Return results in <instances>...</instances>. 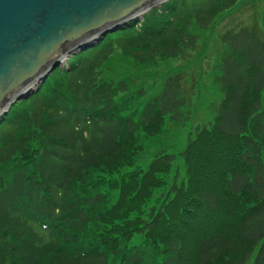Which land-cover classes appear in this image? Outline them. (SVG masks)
<instances>
[{"label": "trees", "instance_id": "trees-1", "mask_svg": "<svg viewBox=\"0 0 264 264\" xmlns=\"http://www.w3.org/2000/svg\"><path fill=\"white\" fill-rule=\"evenodd\" d=\"M236 1L164 2L76 52L10 107L0 120V264H264V34L256 18L217 35L212 121L145 170L121 172L142 138L188 121L196 80L165 78L132 113L126 80L99 79L114 50L138 64L194 52L190 28L206 31ZM176 159L184 176L175 169L165 188ZM111 190L118 197L107 207ZM156 190L166 199L154 206Z\"/></svg>", "mask_w": 264, "mask_h": 264}, {"label": "water", "instance_id": "water-1", "mask_svg": "<svg viewBox=\"0 0 264 264\" xmlns=\"http://www.w3.org/2000/svg\"><path fill=\"white\" fill-rule=\"evenodd\" d=\"M166 1L0 0V120L65 58Z\"/></svg>", "mask_w": 264, "mask_h": 264}, {"label": "rangeland", "instance_id": "rangeland-1", "mask_svg": "<svg viewBox=\"0 0 264 264\" xmlns=\"http://www.w3.org/2000/svg\"><path fill=\"white\" fill-rule=\"evenodd\" d=\"M263 4L264 0H237L229 10L224 11L215 17L212 26L206 31L195 30L191 27L190 31L198 38L197 48L194 52H187L183 58L168 60L155 59L153 63L138 64L121 54L118 50L113 51L112 55L102 66L99 79L104 80V82L112 81L114 83L121 79L126 80L129 90L125 97L128 98L129 103L131 104L129 106V111L132 113L135 110L138 111L148 100L155 96L161 89L165 78L169 76L179 72L185 73L188 76H191V78H194L197 85L196 91L194 90V95L190 97V114L188 116V121L180 127L168 124V131L161 132L155 137L142 138L140 143L141 148L135 156L133 166H131L130 169L129 167H124L121 172H129L134 168L145 170L152 157L161 151L167 154L177 155L185 147L186 138L192 136L190 130L195 127L197 128L207 125L212 121L210 105L217 101L219 97V92H217L216 87L212 83L213 78L217 75L215 68V57L217 54L215 50L217 49L216 45L218 40L217 35L219 34V31L222 30L223 25L228 24L227 26H231L236 24L239 26H249L254 18H256L258 30L264 34V24L259 21V13ZM152 9H150L149 12ZM149 12L147 11L145 14ZM145 14H142L140 19L135 20L141 21ZM254 15L256 17H254ZM132 21H129L128 23ZM123 27L124 26L121 28ZM121 28L108 34H114L120 31ZM71 56L72 55L65 58L62 61L61 67L55 69L48 75V77L52 74L55 75L58 69L66 68L67 59ZM139 90L143 92V95L137 98ZM32 94L27 98L32 96ZM121 97L122 95L118 98L121 99ZM175 169L179 171V178L184 176L182 162L179 159H176L172 164L170 173L166 177L165 188L169 187ZM152 196L154 206L166 197L165 193H160L158 190H156ZM117 197V190H111V192L107 194L105 193L104 204L107 207H111L114 205ZM136 221H133V223ZM191 239H189V242ZM137 241H139L137 235H134L130 240L131 243H136Z\"/></svg>", "mask_w": 264, "mask_h": 264}, {"label": "bare ground", "instance_id": "bare-ground-1", "mask_svg": "<svg viewBox=\"0 0 264 264\" xmlns=\"http://www.w3.org/2000/svg\"><path fill=\"white\" fill-rule=\"evenodd\" d=\"M145 14V13H144ZM138 15V14H137ZM138 18H139V16H138ZM137 19V18H136ZM133 20H135V18H133ZM107 35V34H106ZM48 78V77H47ZM43 84V83H42ZM35 86V85H34ZM34 86H33V88H34ZM12 107H13V105H12Z\"/></svg>", "mask_w": 264, "mask_h": 264}]
</instances>
